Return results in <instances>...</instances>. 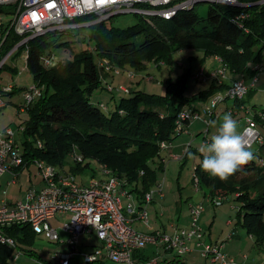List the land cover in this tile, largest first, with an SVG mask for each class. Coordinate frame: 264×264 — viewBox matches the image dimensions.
<instances>
[{
	"label": "trees",
	"instance_id": "16d2710c",
	"mask_svg": "<svg viewBox=\"0 0 264 264\" xmlns=\"http://www.w3.org/2000/svg\"><path fill=\"white\" fill-rule=\"evenodd\" d=\"M238 1L248 4L238 6L211 2L204 17L197 15L194 7H190L178 10L170 19L142 16L126 27L114 26L110 21L114 15L99 21H94L97 15L93 13L76 16L71 22L88 23L82 27L87 30L80 40L87 37V41L93 43L74 52L72 58L55 65L45 66L42 56L55 54V48L70 47L75 40L62 37L76 34L75 29L79 27L49 30L31 38L26 43V67L34 80L32 84L42 85L43 88L41 95L27 106L28 119L23 128L24 139L21 140L26 166L33 159H39L64 168L69 160L67 156L76 150L83 158H95L113 174L125 177L130 190L137 198L142 197L156 184L157 171L163 170L165 158L161 155L163 149L160 143L171 142L180 134L174 130L179 110L186 105L196 106L208 100L215 90H224L239 73L249 78L257 73L252 66L261 63L264 53V2ZM241 12L247 13L248 17L241 21L242 26H238L233 18ZM20 38L11 33L10 38L3 42L2 54ZM23 49V45L19 46L13 56H19ZM179 49L200 51L201 61L218 56L221 62L214 60L227 67L228 77L218 82L216 78L209 77L214 68L205 73L201 67L195 75H191L190 68H187L175 78H166L163 94L130 87L128 92H124L118 90L120 83L114 86L110 81L106 89L110 86V92L115 89L124 94L115 106L106 112L102 106L100 108L90 101V94L100 86L101 78L113 79L128 66L133 68V73L147 71V63H153L156 67L163 64L172 66L173 52ZM101 59L108 61L111 65L109 69L99 64ZM201 69L202 74H199ZM16 70L13 68V71ZM145 75L149 76L148 73ZM190 75L194 81L209 80L208 86L190 96L186 95ZM25 88L14 85L8 94L21 89L23 92ZM249 92L250 88L245 95ZM231 103L244 104V98ZM104 107L107 109L106 105ZM253 118L264 134V116H258L255 110ZM37 141L41 142L40 146ZM251 150L255 158L225 181L209 178L199 162L196 163L195 173L198 188L204 187L205 194L235 196V200L240 202L235 223L253 237L256 246L262 247L264 161L258 159H264V143H255ZM191 151L195 149L190 147L182 159L187 158ZM83 162H75L71 172L89 167L88 161ZM153 162H156V167H152ZM6 231L15 238L17 248L27 255L36 254L32 244L37 234L28 224H15ZM148 248L151 247L135 252L134 257L146 260L153 256L154 253L148 252ZM12 251L13 248L0 244V264H10L8 258ZM40 260L37 263L51 264L50 261ZM173 260L180 264L179 259Z\"/></svg>",
	"mask_w": 264,
	"mask_h": 264
},
{
	"label": "built area",
	"instance_id": "2783aa9c",
	"mask_svg": "<svg viewBox=\"0 0 264 264\" xmlns=\"http://www.w3.org/2000/svg\"><path fill=\"white\" fill-rule=\"evenodd\" d=\"M200 1L223 2L238 6L248 4L238 0H0V68L22 45L24 49L19 56L26 62L28 58L26 43L31 38L49 30L76 27L81 24L71 22L76 16L93 13L97 15L94 21H99L112 15L134 13L170 19L178 10L194 7ZM247 17V13L241 12L233 19L238 26H242L241 21ZM11 33L21 38L2 54L3 42L10 38ZM214 58L221 62L218 56ZM41 59L45 66L55 65L57 62L55 54L43 55ZM99 61L106 69L110 68L111 65L106 59ZM252 67L260 70L258 63ZM202 71L201 69L199 74H202ZM227 72V67L221 63L210 72L209 77L220 82L226 78ZM126 76L133 78V71H127ZM250 79L252 80L250 83L243 78L232 79L222 92L211 95L208 100L196 106H184L175 118V132H186L189 123L196 119L209 126L208 122L211 121L218 104L226 98L232 100L243 98L257 77L254 75ZM13 86L8 84L0 87V109L6 105L4 96L13 90ZM42 88V85L36 84L26 87L22 92L23 104L18 107V111H23L39 97ZM107 89L111 91L112 87L108 86ZM118 90L129 91L124 85H119ZM247 108L243 104H231L226 109L232 115H236L239 109L249 112L250 108L246 110ZM257 115L264 116V111H257ZM17 132V129L9 126L0 129V176L11 173V181L16 180L26 167L22 157V145L16 139ZM241 132L251 148L255 143H264V134L260 132L253 116L244 117ZM208 141L205 136L203 143ZM37 144L40 146L41 142L37 141ZM169 144L168 141H162L160 147L165 150ZM189 148L186 146L181 155L170 154L169 157L181 159ZM71 157L75 162H82L84 159L76 150H72ZM32 163L38 165L41 186L28 188L20 200L10 202L4 198L0 199V244L13 248V259H18L21 250L17 248L15 238L9 235L6 229L15 224H28L35 234L43 235L49 241L62 245L51 252L49 260L51 264H71L72 260H78L77 264L103 260L116 264H158V255L146 260L134 257L135 252L150 246L155 247L157 251L160 249L164 252L175 251L179 256L198 248L201 256L206 259L219 261V264L233 262V258L223 252L224 241L231 238L233 232H228L220 241L207 240L205 230L199 224L200 215L204 211L202 202L189 204L188 226L170 224L171 232L141 231L130 225L124 209L134 214L135 218L148 221L145 206L152 200L155 192L163 194L161 184L146 191L141 203L135 205L133 203L135 197L126 178L113 174L105 165L101 167L104 176L92 175L88 184H82L76 181L74 174L57 165L39 159H33ZM195 167L196 164L193 166L192 175L194 184L198 187ZM123 197L127 198L125 204ZM212 202L219 205L222 200L213 198ZM52 218L62 223L54 225L51 222Z\"/></svg>",
	"mask_w": 264,
	"mask_h": 264
},
{
	"label": "rangeland",
	"instance_id": "374dc122",
	"mask_svg": "<svg viewBox=\"0 0 264 264\" xmlns=\"http://www.w3.org/2000/svg\"><path fill=\"white\" fill-rule=\"evenodd\" d=\"M209 5L210 3L208 1H200L194 5V10L197 15L204 17L207 13ZM140 17L142 16L134 13H122L114 15L110 21L114 26L126 27L137 22ZM144 18L145 17L142 19L145 20ZM87 24L88 23H81L80 25L76 26L79 27L75 29L76 34L63 35L62 39H74L75 41L72 42L71 46L66 49L59 47L53 50V53H55L57 58V62L55 63L72 58L73 53L81 49L83 46L92 45L93 42H88L87 37L82 41L80 40L81 36H83L87 30L86 28L82 27ZM201 56L202 53L195 49H179L173 52L174 63L172 66L163 64L161 67L159 66V68L153 65V63H147V71L134 70L135 74L131 79L126 76V73L127 71H132L131 69L133 68H130L129 66L125 67L122 73L115 76L113 79L101 78L100 86L90 94V101L94 104L97 103L100 108L102 106L104 108H102V110L106 112L110 111L117 103L119 97L124 95L123 92L116 91L115 89L113 92L107 91L106 85L110 81H112L114 86H116L115 84L120 83V85L130 88H138L148 93L163 94L167 77L175 78L187 68H190L191 75H195L201 67H203L205 73H207V71L211 70L213 67L219 66V63L215 61L213 57H208L204 61H201ZM5 63V66L0 70V86L13 84L17 87H27L34 82L32 75L25 66L26 62L20 56H11ZM259 65L260 70H258L255 74L257 79L250 87L251 92L243 97L244 104L250 108L249 112H246L244 109H239L236 115H232L233 118L239 122L240 131L243 128L245 116H253L255 110H264V53H262V61L259 63ZM13 68L17 70L13 71ZM146 73H148L149 76L146 77ZM191 75L188 79V88L185 92V94L188 96L196 93L200 89L206 88L209 84V80L202 81L199 79L198 81H194ZM228 75L229 72H227L226 78ZM234 78H243L247 83L252 81L248 75L243 73L235 75ZM248 78L249 80H247ZM222 91L223 90H215L212 95ZM4 97L7 103L3 108L0 109V129H3L6 126H9L14 130L17 129L18 132L16 139L19 143H21V140L24 139L23 128L25 127L26 120L28 119L27 108L18 112L19 105L23 104L22 89L10 95L6 94ZM232 101V99L226 98L218 104L220 108L218 106L217 107L221 110L227 102H230L231 105ZM104 105L107 106V109L104 107ZM225 113H229L227 109L224 110L223 114ZM222 116H218L216 119H213L217 121V125L219 124ZM215 131L216 129L210 126L207 128L206 124L200 119L193 120L190 129L186 132L180 133L171 142L176 144L183 141V151L186 146L195 149V151H191L188 157L185 159H173L168 156V153L172 152L176 155H181L179 154L180 152L176 153V151L172 148L170 151H167V149L162 150L161 155L165 158L164 167L163 170L157 171V182L153 186V189L157 188L158 185L161 184V191L164 196L159 197L157 194H153L152 201L147 203L145 206L148 212V222L146 225L143 223L142 224L146 227H155L154 230L160 231L161 229L169 231L170 224L184 226L186 225L185 222H187L188 218L187 214L189 212V204L202 202L204 211L200 215L199 224L203 229H205V233L210 232L211 240H220L221 237H224L226 233L233 232L235 235L231 238V242H242L241 244H238L239 246H242L241 250L239 249V256H232L228 253V255L233 258V262L231 264L235 262L237 264L241 262H246L245 264H252L248 263L250 258H248L247 254L249 253L256 258V262L264 261V251L258 249L254 243V240L249 237V234H247L243 227H241L239 224L235 225L233 223L235 221L236 208L240 204L239 201L235 200V196L233 194L226 195L223 198L222 204L217 206L214 205L210 197L205 194L204 187L198 188L194 184L192 175L193 166L198 163L202 156L198 149L203 143L204 137L206 136L207 139H210V136L214 134ZM186 133L189 134L186 135ZM67 157L69 159L68 163L64 166V168L62 167V169L72 173L71 166L75 164V161H73L71 154H69ZM84 160V162H89V167L81 171H74L72 173L74 174L78 183L88 184L92 175H97L96 177L99 175L104 176L103 172L101 171L102 165L98 160L95 158H84ZM153 166L156 167V162L152 163V167ZM40 179L41 176L36 163H32L29 166L24 167L19 176L16 178L15 182L5 187L7 193L5 197L8 200H11L14 197L13 195L16 193H20L22 195L23 192H25L31 185H36ZM133 203L137 205L135 201H133ZM176 205L180 211L178 217L179 219L177 218L178 213L175 211ZM211 220L212 222H210ZM229 220L231 223L227 224L226 221ZM51 222L54 225L62 223L58 222L55 218H52ZM61 235L63 234L61 233ZM206 238L209 240V235H207ZM229 240L230 238L226 239L224 244ZM32 245L36 251L35 255H27L21 251L18 259H13V255L11 253L10 257L8 258V262H10V264H40L39 262L37 263L38 260L41 259V262L42 260L44 262L49 261L51 252L59 249L62 246L59 243L49 241L43 235H35L34 243ZM194 249L199 255V261L188 258V264H219V262L210 263L208 259L205 260V258L201 256L198 248ZM169 254L172 257L177 255L175 251H169ZM77 263L78 260L71 261V264ZM90 264L99 263L96 262ZM106 264H111V261L106 262Z\"/></svg>",
	"mask_w": 264,
	"mask_h": 264
},
{
	"label": "clouds",
	"instance_id": "9594fccd",
	"mask_svg": "<svg viewBox=\"0 0 264 264\" xmlns=\"http://www.w3.org/2000/svg\"><path fill=\"white\" fill-rule=\"evenodd\" d=\"M208 123L216 131L208 142L200 145L198 151L202 154V160H199V164L209 178L225 181L241 166L253 160L254 153L240 131L239 122L231 113L223 114L218 125L216 120Z\"/></svg>",
	"mask_w": 264,
	"mask_h": 264
},
{
	"label": "crops",
	"instance_id": "0c3cea01",
	"mask_svg": "<svg viewBox=\"0 0 264 264\" xmlns=\"http://www.w3.org/2000/svg\"><path fill=\"white\" fill-rule=\"evenodd\" d=\"M214 59V58H213ZM213 68H215V67H213ZM212 68V69H213ZM211 69V70H212ZM247 80H249V78L247 79ZM232 104V103H231ZM226 105L227 106H229L230 105V102H227L226 103ZM226 105H224L223 106V108L220 110L218 107L216 108V111H215V113H214V115H213V119H216L218 116H222L223 115V113H224V110L226 109ZM246 108H247V106L245 105V104H243ZM249 108V107H248ZM248 108L246 109V110H248ZM217 110H218V112H217ZM212 119V120H213ZM191 124H192V122L191 123H189V125H188V130L190 129V126H191ZM189 133H186V135H188ZM173 149V150H175L176 151V153H179V154H181L182 153V151H183V148H184V143H183V141H181V142H178V143H176V144H173V142H170V144H169V146H168V148H167V151H170V149ZM170 154H174V153H172V152H169L168 153V156L170 155ZM199 162V161H198ZM19 176V175H18ZM17 176V177H18ZM11 179H12V175H11V173H4L2 176H0V199L1 198H4V199H6L7 201H10V202H13V201H15V200H20V199H22L23 197H24V195H25V192H23V194L21 195L20 193H16V194H14L13 196V199H11V200H8L6 197H5V195H7V193H6V190H5V187H7V186H9V185H11V184H13L14 182H15V180L14 181H11ZM41 180V179H40ZM39 180V182L36 184V185H31L30 187H32V186H34V187H36V188H38V187H40L41 186V181ZM154 186V185H153ZM152 186V187H153ZM29 187V188H30ZM3 193V194H2ZM133 193V195H134V197H135V202H136V204L138 205L139 204V202H141V200H142V197H139V198H137V195L134 193V192H132ZM154 194H157L159 197H163L164 195L162 194V195H160V194H158L157 192H155ZM21 195V196H20ZM208 195V194H207ZM209 197H210V199L212 200L213 198H221V200L223 201V198L226 196V195H220V194H217V195H214V196H210V195H208ZM152 199H153V197H152ZM123 201H124V204L127 202V198L126 197H123ZM152 201V200H151ZM150 201V202H151ZM149 202V203H150ZM222 204V202L219 204V205H221ZM219 205H217V206H219ZM237 209V208H236ZM175 211L178 213V215H177V218L179 217V213H180V211H179V209H178V207H177V205L175 206ZM124 213H125V215L127 216V218L129 219V223H130V225H132L133 227H134V225H135V229H138V230H141V231H153L154 229H155V227H146V226H143V224H147V222L148 221H143V220H141V219H139V218H135L134 217V214H132V213H130V212H128L126 209H124ZM235 214H236V211H235ZM187 222H185V224L186 225H184L183 227H185V226H188V222H189V212H188V214H187ZM179 219V218H178ZM210 222H212V220L210 221ZM227 222V224H229V223H231V221L229 220V221H226ZM143 223V224H142ZM235 225H238V224H236L235 223V221L233 222ZM178 225V224H177ZM178 226H180V225H178ZM143 227V228H142ZM169 228H170V230L169 231H166L165 229H161L162 231H165V232H171L172 231V229H171V226H169ZM205 230V229H204ZM207 235H209V241H217L216 239L215 240H211V238H210V232H207L206 233V236ZM227 235V233L225 234V236ZM235 234H233L232 235V237L234 236ZM224 236V237H225ZM238 236H240V235H238ZM224 237H221V239L220 240H222V239H224ZM231 237V238H232ZM249 237L251 238V239H253V237H251L250 235H249ZM230 238V240L228 241V242H226L225 244H224V246H223V250L226 252V253H229V254H231L232 256H234V255H236V256H239L240 255V251H239V249L241 250V247L242 246H239L238 244H241L242 242H239V243H236V242H231L232 241V239ZM207 239V238H206ZM220 240H218V241H220ZM151 247V246H150ZM258 247V246H257ZM258 249H261V251H264V246H262V247H258ZM148 250V252H153L154 254L153 255H158V260H159V262H158V264H170V263H172V264H178L176 261H174L173 259H176V260H178L179 259V263L180 264H188V258L189 259H191V260H195V261H199V255H198V253H197V251L195 250V249H193V250H191V251H189V252H186L185 254H183L182 256H171L170 254H169V251H167V252H164V250H162V249H160V250H156V248L154 247H151V248H148L147 249ZM245 255V254H244ZM248 255V258H250L249 259V262L248 263H252V264H264V261H261V262H256V258L252 255V254H247ZM195 258V259H194ZM205 260H207L206 258H205ZM209 260V262L211 263V262H219V261H211L210 259H208ZM109 260H103V261H100V262H98L99 264H106V262H108ZM246 262H244V263H239V264H245ZM111 264H116V263H114V262H111ZM233 264H237L236 262L235 263H233Z\"/></svg>",
	"mask_w": 264,
	"mask_h": 264
}]
</instances>
